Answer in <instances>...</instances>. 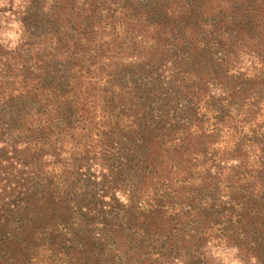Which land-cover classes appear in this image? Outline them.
Listing matches in <instances>:
<instances>
[{"label":"trees","instance_id":"obj_1","mask_svg":"<svg viewBox=\"0 0 264 264\" xmlns=\"http://www.w3.org/2000/svg\"><path fill=\"white\" fill-rule=\"evenodd\" d=\"M219 245L264 264V0H0V264Z\"/></svg>","mask_w":264,"mask_h":264},{"label":"rangeland","instance_id":"obj_2","mask_svg":"<svg viewBox=\"0 0 264 264\" xmlns=\"http://www.w3.org/2000/svg\"><path fill=\"white\" fill-rule=\"evenodd\" d=\"M19 0H15L18 3ZM18 27L15 23H11L8 29L5 30L2 38L12 42L16 39ZM208 260L210 264H255L250 258H244L232 247L223 245L209 246Z\"/></svg>","mask_w":264,"mask_h":264}]
</instances>
